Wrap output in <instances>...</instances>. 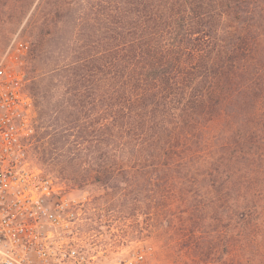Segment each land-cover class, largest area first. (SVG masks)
Listing matches in <instances>:
<instances>
[{"label": "trees", "instance_id": "1", "mask_svg": "<svg viewBox=\"0 0 264 264\" xmlns=\"http://www.w3.org/2000/svg\"><path fill=\"white\" fill-rule=\"evenodd\" d=\"M11 1L35 5L29 92L58 158L73 133L62 179L149 202L177 264H264V0Z\"/></svg>", "mask_w": 264, "mask_h": 264}, {"label": "built area", "instance_id": "2", "mask_svg": "<svg viewBox=\"0 0 264 264\" xmlns=\"http://www.w3.org/2000/svg\"><path fill=\"white\" fill-rule=\"evenodd\" d=\"M28 50L16 40L8 58L15 66L22 65ZM4 60L0 65V264H108L84 250L76 198L32 163L28 151L33 99L25 92L21 70ZM142 260L139 256L123 264H142Z\"/></svg>", "mask_w": 264, "mask_h": 264}, {"label": "rangeland", "instance_id": "3", "mask_svg": "<svg viewBox=\"0 0 264 264\" xmlns=\"http://www.w3.org/2000/svg\"><path fill=\"white\" fill-rule=\"evenodd\" d=\"M34 9L35 5L28 15L22 19L18 16L16 4L13 1L0 0V65L5 59L4 61H8L11 68L21 70L26 83L25 92L28 95H30L29 53L25 56L22 65L15 66L8 58L10 55L8 54V50L12 43L17 40L28 45V51L30 52L33 47L32 44L40 40V37L37 36L40 29L36 28L37 30L32 31V26L28 25L29 17ZM50 28L53 31L54 26L51 25ZM56 44L57 35L43 38V45L47 50L53 52ZM51 57L50 64L55 59V57ZM47 68L49 66L45 67L43 64H40L37 72L38 75L43 74ZM41 86L49 92L48 97H52V100H50L52 104L56 99H59L60 93L63 92L58 81L55 79L46 80L41 83ZM67 99H69L67 103L69 106L71 102L70 96H67ZM37 117L39 118V114L33 106V136L30 138L29 157L32 163L41 168L51 179L58 180L65 187L67 193L78 201L77 212L80 218L78 232L79 237L82 239L84 250L89 251L93 256L108 264H123L129 260L136 261L139 256L143 259L142 264H177L174 257H168L161 249L165 245L166 239L158 241L155 238V218L150 210L149 202L143 206L145 213L140 212V210L134 212L135 209L137 210L142 205L140 203L135 205L133 202L130 205V209L124 211V208L121 206L120 197L109 201L104 186L101 183L84 181L78 184L72 179H62L57 171V165L61 161L65 163L70 162L71 157L69 158L68 155L72 148V130H69V143L65 147V150L68 151L67 157L58 158V152L55 150L56 122H54L53 117L44 119L46 121L43 124L45 127L41 128L40 122L42 120L36 121L35 118ZM37 131L41 134L50 132V135L38 141L34 137ZM49 143L50 145L48 146ZM45 149L50 150L51 158L44 155ZM181 249V246L178 247V250ZM188 263L191 264L190 261Z\"/></svg>", "mask_w": 264, "mask_h": 264}]
</instances>
